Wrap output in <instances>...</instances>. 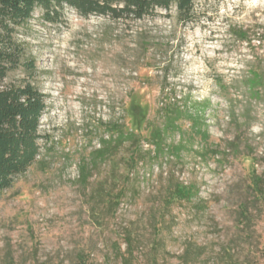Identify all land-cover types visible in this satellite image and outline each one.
<instances>
[{"label": "rangeland", "instance_id": "obj_1", "mask_svg": "<svg viewBox=\"0 0 264 264\" xmlns=\"http://www.w3.org/2000/svg\"><path fill=\"white\" fill-rule=\"evenodd\" d=\"M194 10L186 25L173 9L127 29L37 8L20 29L36 68L5 82L31 81L47 107L42 161L0 196V264H264V81L257 95L247 85L251 71L264 76V0H194ZM169 97L209 100V138L186 133L180 156L162 158L143 141L131 170L127 143L84 185L79 165L106 125L147 136Z\"/></svg>", "mask_w": 264, "mask_h": 264}, {"label": "trees", "instance_id": "obj_2", "mask_svg": "<svg viewBox=\"0 0 264 264\" xmlns=\"http://www.w3.org/2000/svg\"><path fill=\"white\" fill-rule=\"evenodd\" d=\"M65 7L73 8L84 18H102L127 29L158 17H171L173 9L182 25L195 18L194 0H0V196L13 187L17 177L42 161L40 140L44 136L40 130V120L47 107L46 95L28 80L20 84L5 82L13 70L24 67L32 72L36 68L34 59H24L19 31L33 17L37 8L44 11L47 19H53ZM263 81L264 76L251 71L247 79L248 90L252 94H259L256 87ZM208 105L209 100L189 102L184 99L180 104V99L169 97L158 109L163 117L162 122L148 121L147 136H142L137 127L129 128L120 120L111 121L106 125L108 136H103L99 140V147L79 165L81 182L87 185L92 168L116 156L127 143L130 153L126 165L130 170L144 160L138 156L143 151V141L149 145L145 153L150 158L152 153L154 158L180 156L186 147L183 138L186 133L190 132L193 137L200 135L204 140L209 138L204 119ZM185 122H189V128H185ZM177 132L181 135L178 142L172 138ZM256 185L259 186L258 181ZM173 194L187 198L180 184L175 185ZM115 199L110 195L108 205L117 202ZM185 260L193 262L191 258Z\"/></svg>", "mask_w": 264, "mask_h": 264}]
</instances>
